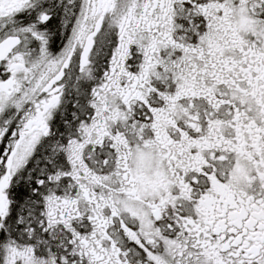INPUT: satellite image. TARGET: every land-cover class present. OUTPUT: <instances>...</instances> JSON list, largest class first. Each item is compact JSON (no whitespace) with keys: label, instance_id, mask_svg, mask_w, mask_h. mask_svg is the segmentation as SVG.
I'll list each match as a JSON object with an SVG mask.
<instances>
[{"label":"snow or ice","instance_id":"snow-or-ice-1","mask_svg":"<svg viewBox=\"0 0 264 264\" xmlns=\"http://www.w3.org/2000/svg\"><path fill=\"white\" fill-rule=\"evenodd\" d=\"M0 264H264V0H0Z\"/></svg>","mask_w":264,"mask_h":264}]
</instances>
